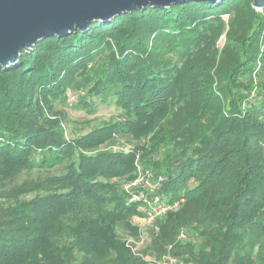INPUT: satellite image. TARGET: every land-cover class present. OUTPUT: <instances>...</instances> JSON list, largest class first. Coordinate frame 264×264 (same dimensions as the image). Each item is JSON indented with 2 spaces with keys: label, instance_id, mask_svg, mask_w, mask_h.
I'll return each instance as SVG.
<instances>
[{
  "label": "trees",
  "instance_id": "1",
  "mask_svg": "<svg viewBox=\"0 0 264 264\" xmlns=\"http://www.w3.org/2000/svg\"><path fill=\"white\" fill-rule=\"evenodd\" d=\"M102 105L118 114L66 133V108ZM138 167L156 184L148 199H182L144 230L147 203L123 188ZM167 257L264 264V10L252 0L131 11L0 69V264Z\"/></svg>",
  "mask_w": 264,
  "mask_h": 264
},
{
  "label": "water",
  "instance_id": "2",
  "mask_svg": "<svg viewBox=\"0 0 264 264\" xmlns=\"http://www.w3.org/2000/svg\"><path fill=\"white\" fill-rule=\"evenodd\" d=\"M188 1L221 0H0V69L14 65L20 55L39 41L84 32L94 22L146 7L167 8ZM264 10V0H252Z\"/></svg>",
  "mask_w": 264,
  "mask_h": 264
},
{
  "label": "built area",
  "instance_id": "3",
  "mask_svg": "<svg viewBox=\"0 0 264 264\" xmlns=\"http://www.w3.org/2000/svg\"><path fill=\"white\" fill-rule=\"evenodd\" d=\"M161 180V179H160ZM156 184L152 182V176L149 172L142 171L137 168V176L134 181L124 184L123 188L130 194L129 201H145L147 203V209L145 216L140 220V229L144 230L147 226L153 224L156 218L164 216L169 211H175L179 209L182 199L173 201L171 203L163 202L157 195H152L150 199L147 198V193L152 192ZM139 190L134 193L133 190ZM145 241V235L142 234V238L138 242V246H141ZM161 264H175V259L167 257Z\"/></svg>",
  "mask_w": 264,
  "mask_h": 264
},
{
  "label": "rangeland",
  "instance_id": "4",
  "mask_svg": "<svg viewBox=\"0 0 264 264\" xmlns=\"http://www.w3.org/2000/svg\"><path fill=\"white\" fill-rule=\"evenodd\" d=\"M73 100L74 98L70 95L68 102L71 103ZM65 110L67 111L70 120L66 125V133L68 135H79L88 132L92 127L97 126L102 121H107L110 117L118 114V110H116L113 105H102L98 108L97 112L92 115H89L84 111L74 110L71 107H68ZM124 142L126 143V141ZM25 177L36 178V175H25ZM30 196L31 195L28 197Z\"/></svg>",
  "mask_w": 264,
  "mask_h": 264
}]
</instances>
